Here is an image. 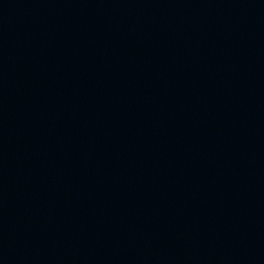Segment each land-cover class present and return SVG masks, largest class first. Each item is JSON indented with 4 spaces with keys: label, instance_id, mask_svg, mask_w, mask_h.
Listing matches in <instances>:
<instances>
[{
    "label": "water",
    "instance_id": "1",
    "mask_svg": "<svg viewBox=\"0 0 264 264\" xmlns=\"http://www.w3.org/2000/svg\"><path fill=\"white\" fill-rule=\"evenodd\" d=\"M0 264H264V0H0Z\"/></svg>",
    "mask_w": 264,
    "mask_h": 264
}]
</instances>
